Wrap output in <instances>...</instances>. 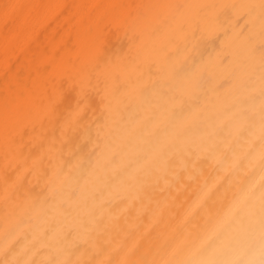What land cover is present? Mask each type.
I'll return each instance as SVG.
<instances>
[{"label":"bare ground","instance_id":"bare-ground-1","mask_svg":"<svg viewBox=\"0 0 264 264\" xmlns=\"http://www.w3.org/2000/svg\"><path fill=\"white\" fill-rule=\"evenodd\" d=\"M0 264H264V0H0Z\"/></svg>","mask_w":264,"mask_h":264}]
</instances>
